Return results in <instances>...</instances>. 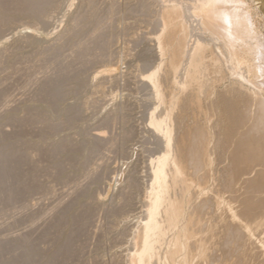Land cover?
Masks as SVG:
<instances>
[{
  "label": "rangeland",
  "instance_id": "rangeland-1",
  "mask_svg": "<svg viewBox=\"0 0 264 264\" xmlns=\"http://www.w3.org/2000/svg\"><path fill=\"white\" fill-rule=\"evenodd\" d=\"M169 1L184 7L191 36L188 49L195 37L209 47L199 90L183 92L178 83L181 77L184 80L185 64L177 75L169 73L168 57L158 51L156 35L163 32L160 12L171 5ZM243 1L251 14L255 11V32L264 40L263 13L254 10V0ZM195 5L196 0H0V264H133L152 171L168 150L163 133L152 125L155 118L167 119L173 138L197 120L205 125L209 142L207 165L197 174L202 172L204 180H196L192 169L187 170L182 177L188 186L177 184L167 194L184 201V217L191 219L190 228L194 226L191 234L178 241L177 228L166 230L146 264H243L244 260L262 264L264 253L256 244L264 246V225L260 232L249 228L251 233L246 237L243 233V247L237 243L242 239L232 234L241 218L242 198L247 197V191L242 193L244 184L233 180L231 152L244 132V125L235 124L241 110L249 107L247 95L253 89L240 85L225 70L214 75L209 56L216 46L205 40L189 15ZM157 67L161 103L147 79ZM180 97L200 100L201 107L191 102L183 111L170 104ZM228 97L234 109L226 107ZM171 144L175 145L174 139ZM203 201L208 208L201 211L198 205ZM224 248L231 249L228 253ZM171 251L180 260L174 253L170 258Z\"/></svg>",
  "mask_w": 264,
  "mask_h": 264
},
{
  "label": "bare ground",
  "instance_id": "bare-ground-1",
  "mask_svg": "<svg viewBox=\"0 0 264 264\" xmlns=\"http://www.w3.org/2000/svg\"><path fill=\"white\" fill-rule=\"evenodd\" d=\"M254 2H255L254 4H256V9H254V10H257V11L260 10L264 15V0H254ZM169 3H170V1H169ZM189 3H190V1H189ZM246 4H247V2H246ZM181 7L182 6H180L179 2H174L171 5H167V7L162 9V11L160 12L161 13L160 17H161V22L163 25V32L160 35H156V36H158L156 40L158 43V47H157L158 51L162 55L168 57L167 68H169V70H170L169 73H173V74L177 75L176 73L178 72L180 67L183 64H185V66L182 67V68H185V69H183V71H184V76H183L184 78L183 79L184 80L181 82V78H182L181 77L179 79L181 83L178 81L179 82L178 84H180L181 90L184 92V91L188 90L189 88L190 89L195 88V89L199 90L202 87V84L200 82L201 79L199 80V78H200L199 74L201 75L202 71L203 72L205 71V67H206L205 63L207 61L206 60L207 57L205 55V52H207L206 50H207V48L209 49V47H207V45L205 43H203L205 41L201 40L198 37H195L193 39V43L190 41L192 43V45L190 44L189 46H191V47H190V49H188V42H189V39L191 37L189 34L190 29H189L188 23L185 19L186 17L184 16V11H183L184 7L183 8H181ZM249 7L247 8V6L244 4L243 0H196V5L194 7H192V9L190 10L191 12L189 11L190 12L189 15H191V17L195 18V21L197 22L196 24L198 26V29L201 30V32L204 33V35L206 36V39L205 38H203V39H205L206 41L214 42L213 44H215V46H216L215 51H214V49H213V51L210 49L211 56H209V58H210L209 62L212 64V68H210V69L214 72V75H215V73L222 74L225 70V72H228V74L226 73L227 75L234 76L238 81H240V83H241L240 85H242L243 83H246L247 85H249L253 89V91L251 89L252 92L247 95L249 98L248 101L250 103V104H248L249 107L246 109L244 108V110H241V111H243V114L242 115L240 114L241 115V117L239 116L240 121L235 124V125H241V126L244 125V129L241 130V131H244L243 135L241 134V132L239 134L236 133L237 135L241 134L242 137L239 140L235 139L237 141V143L233 146L232 152H231V154H233V156L235 158L234 159L235 163L233 162V160L230 162V163L233 162V164L235 165L234 166L235 170H233V168L231 167L232 165L230 164L231 165L230 167L232 168L231 172L233 170V173H234L233 174L234 178L233 177L232 178H233L235 183L240 181V183L244 184V187H243L244 191H243L242 186H241L242 193H245L246 191H247V193H249V194H247V193L245 194V195H247V197L243 195L244 198H242L243 196L241 197V195L238 194L239 197L242 198V201L240 198H238V196L235 198L237 200L239 199V201H237V202H240V201L242 202V205L240 203L241 209L238 206V208L240 209L239 210L240 213H238L239 211L236 212V214L237 213L239 214V215L237 214L238 217H241V218L236 220L235 227H234L235 233L234 232L232 233L235 235L234 238H238V239L239 238L242 239L243 233L245 234V237H246L247 233L250 232L249 228L251 230H254L255 232H257L258 229L260 230L259 227L264 225V197H263L264 194H261L264 192V95H263V93H264V65L263 64L264 63L263 64L261 63L262 62L261 60L264 61V44L262 42L264 40L261 41L260 40L261 38L260 39L257 38L256 32H255L256 25H254V23H253L254 18H252V14H254L255 11H253V13L251 14L252 11L250 12ZM251 9H252V7H251ZM185 11H186V9H185ZM255 15L256 14H254V16ZM191 17L189 18V20L191 19ZM193 21H194V19H193ZM191 22H192V20H191ZM211 45H212V43H211ZM211 47L215 48L213 46H211ZM258 60H260V62ZM208 66H210V65L208 64ZM158 72H160V69L157 67L156 70H154L151 74H149V77L147 79L150 80L156 96L159 97L156 99H160L159 103H161V102H163V98L161 99V90H160L161 89L160 88L161 83H159L160 81L158 79V75H159ZM167 73H168V71H167ZM226 74H225V76H226ZM206 76H207V74H206ZM203 79H204V77H203ZM203 79H202V82H203ZM224 79H225V77H224ZM229 79H231V77ZM236 79H233V80L235 81ZM206 81H205V83H206ZM246 84H245V86H247ZM204 85L206 86V84H204ZM245 86H243V87H245ZM206 87H208V86H206ZM234 87H235V85H234ZM237 87H238V85H237ZM242 88H240V89H242ZM213 89H214V87H213ZM248 89H250V88H248ZM203 90H205V92L208 91L207 89H203ZM201 91H202V89H201ZM245 91H247V90H245ZM241 93H242V91H241ZM245 93H247V92H245ZM198 96H199V93H198ZM223 97H225V96H223ZM193 98H195V97L193 96ZM229 98L230 97L226 98L225 105L229 109H234V108H232L234 102L231 105L232 101ZM188 99H190V97L187 99L186 98L183 99L182 97L176 98V99L170 100V104L172 106L177 105V106L181 107V110L185 111L186 108H188L187 106H189L188 105L189 103H191V102L195 103V101L192 100V98H191V100H188ZM199 101H197L195 103V105H197L198 107H201ZM244 104H245V100H244ZM244 104H242V105H244ZM246 104H247V100H246ZM191 105H193V104H191ZM245 106L247 107V105H245ZM189 109H190V107H189ZM240 109H242V108H240ZM230 112H231V110H230ZM185 113H184V116H185ZM194 113H196V112H194ZM236 113H238V111ZM227 114H228V112H227ZM233 114H234V110H233ZM186 115H187V113H186ZM182 116L183 115L180 114L179 119L183 120ZM234 116H235V120H238V114L234 115ZM236 116H237V119H236ZM228 119H227V121H228ZM166 122H167L166 118H161L158 120H156V118H155L152 120L153 127L156 130H158V132L160 131L163 133V136L166 139V143H167L166 146H167L168 150L165 154H163V155L160 154L161 156L157 158L156 166L153 168V171H152L153 180H152V185H151V193L148 196L149 199L147 202V210L145 213L146 217H145L144 221L138 223L139 225L137 226V228H139V231H138V236L136 237L137 238V248H135L136 250H135L134 254L131 255V261H132L131 263H133V264H146L147 261H149L148 263H150L152 257L155 255L154 254L155 244L160 242V239H162V236H164V233H166V230L169 232L170 230L172 231V230L177 228V239L179 241V236L183 235L186 238V236H188V234L190 233V229L192 227H194V226H192L190 228V225L192 223L191 219L189 220L187 218L188 219L187 220L184 217V213H183L184 211H183V209H182L183 207L181 205V203H183L184 201L183 200L180 201V199H181L180 197H179L180 199L179 198L171 199L173 197L171 196V198H170L167 194H169V191L172 192V188H174L177 184H182L184 188L188 186L186 180L183 178L184 176H187V173L183 176V174L187 170L192 169L193 172H192V175L191 174L190 175L196 176L199 171H201L202 169H205V167L207 165L206 156H207V151H208L209 133H208L205 125L200 124V122H198L197 120L196 121L194 120L192 125H188V123H187V125H184L183 127L180 126V127H182L181 131L178 130L179 132H178L177 136H175V138H173L171 135V130L169 129V127H167ZM184 124H185V122H184ZM231 124H232V122H231ZM178 125H177V127H178ZM229 125H227V126H229ZM233 126H234V124H233ZM236 128H238V130H239V128H241V127H235L234 129L236 130ZM231 130H233V129H231ZM238 130L235 132H238ZM227 134H228V132H227ZM227 134H226V137L232 133L230 132L228 135ZM238 137H240V136H238ZM173 139H174L175 145L171 144V141H173ZM228 141H229V139H228ZM230 141L232 142L233 140H230ZM229 144H230V142H229ZM170 145H172V147L174 146V149L171 147L173 149V151L171 150ZM170 151H172L173 155L170 154ZM228 154H230V153L228 152ZM208 165H210V164H208ZM168 171H169V175H168ZM201 174H202V172H201ZM201 174L196 176V178H197L196 180H198V181L204 180V177H203V175L201 177ZM231 175L229 174L230 177H231ZM198 176H200V177H198ZM189 180H190V178H189ZM230 181L232 182V179H230ZM197 184H198V182H197ZM208 184H209V182H208ZM185 191H187V189H185ZM231 192H233V191H231ZM240 194H241V192H240ZM183 196H182V198H183ZM196 197H197V195H196ZM192 199H195V198H192ZM196 199H198V198H196ZM201 203H202V205H201ZM201 203H200L201 206L198 204H196V205H198L200 210L203 211V209H205L206 205L203 206V203H205L204 201ZM160 208H163V210L161 211V212H163V219L162 220L161 219L159 220L158 216H157ZM201 208H203V209H201ZM214 208H215V206H214ZM197 210H198V208H197ZM211 212H213V211H211ZM207 215H208V213H207ZM233 216L236 218L235 214ZM142 218H144V217H142ZM203 218H204V216H203ZM139 221H141V220H139ZM215 221H216V219H215ZM232 223H234V222L232 221ZM193 224H194V222H193ZM229 226H228V228H231L232 224ZM195 227H197V225ZM228 228H226V229H228ZM262 229H263V227H262ZM199 231H198V233H199ZM201 231H203V230H201ZM258 232H260V231H258ZM263 233H264V230H262V234ZM227 234H228V232L226 233V235ZM253 234H254V232H253ZM256 235L258 236V233ZM228 236H227V238H229ZM231 236H233V235H231ZM238 236H241V237H238ZM259 236H261V235H259ZM250 237H251V239H253V235ZM244 238L241 241L239 240L240 242L239 241L237 242L236 239H235V241L238 244L240 243L239 245H241V244H243L241 242H244ZM261 238H262V236H261ZM172 239H173V237H172ZM183 239H184V237H183ZM219 240H220V238H219ZM245 240H246V238H245ZM256 240L254 242H256ZM259 240H261V239H259ZM259 240H257V241H259ZM229 241L230 242L232 241V243H233L234 239H231V240L228 239V242ZM168 242H170V240ZM228 242L226 244H229ZM223 243H225V242L223 241ZM244 244H246V243H244ZM244 244L241 245L240 247H243ZM259 244H261V243H259ZM259 244H256L257 247L256 246H254V247L259 249V251H260L259 253L263 254L264 253V246H262V244H261V246H259ZM221 245H223V244L221 243ZM247 245H245V247ZM252 245H254V244H252ZM176 247H177V245H176ZM170 248H171V246H170ZM181 248H183V247H180V249ZM248 248H246V249H248ZM227 249L228 248H226V251H225V248H224V251L229 253L231 248L229 250H227ZM244 249L245 248H243V250ZM243 250H241V251L244 252ZM182 251H183V249H182ZM220 251H221V249H220ZM252 251H254V250H252ZM252 251L250 254H252ZM231 252H230V254H231ZM173 253H174V251H171V253H170L171 257L170 258H172ZM259 253H258V255H259ZM243 254L244 253H242V255ZM248 254H249V252H248ZM250 254L247 255V257L248 256L251 257ZM255 254H257V253H255ZM178 255H179V253H178ZM244 255H243V258H244ZM174 256H175V253H174ZM180 256H181V254H180ZM252 256H253V254H252ZM156 257H157V255H156ZM176 257L177 256H175V258ZM241 257H240V259L242 261L243 258H241ZM247 257H245V258L247 259ZM254 257H255V255H254ZM177 258H179V257H177ZM180 258H179V260H180ZM256 258H255V260H257ZM258 258H260V257H258ZM184 259L182 261H184ZM260 259H262V258H260ZM248 260L249 259H247V262H248ZM155 261H157V258L155 259ZM185 261H186V259H185ZM261 261H263L262 264H264V259ZM243 262H242L243 264L249 263V262L245 263V260ZM255 262H257V261H255ZM259 263H261V262H259ZM155 264H158V261ZM178 264H180V263H178ZM220 264H221V262H220Z\"/></svg>",
  "mask_w": 264,
  "mask_h": 264
}]
</instances>
